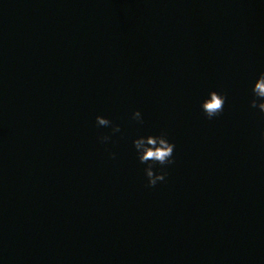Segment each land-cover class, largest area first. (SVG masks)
<instances>
[{
  "label": "water",
  "instance_id": "water-1",
  "mask_svg": "<svg viewBox=\"0 0 264 264\" xmlns=\"http://www.w3.org/2000/svg\"><path fill=\"white\" fill-rule=\"evenodd\" d=\"M261 72L264 0H0V264H264Z\"/></svg>",
  "mask_w": 264,
  "mask_h": 264
},
{
  "label": "clouds",
  "instance_id": "clouds-1",
  "mask_svg": "<svg viewBox=\"0 0 264 264\" xmlns=\"http://www.w3.org/2000/svg\"><path fill=\"white\" fill-rule=\"evenodd\" d=\"M253 99L251 100L252 108H259L261 112H264V72L259 74L254 87L252 89ZM226 94H222L218 90H211L208 97L202 102V110L208 117L212 119L219 116L224 111V105L226 102ZM132 119L139 123H143V115L139 109H136L132 113ZM96 122L99 126H112V132L117 133L121 131L119 124H113V122L104 115H97ZM101 142H107L111 139L110 136L104 135L101 138ZM134 147L139 161L146 165L145 174L148 178V185L155 187L158 182L165 181L168 172L167 165L175 163L174 149L175 142L168 139V133L162 130L159 134L141 135L134 141ZM115 158L116 153H111ZM160 165V169H156V165Z\"/></svg>",
  "mask_w": 264,
  "mask_h": 264
}]
</instances>
